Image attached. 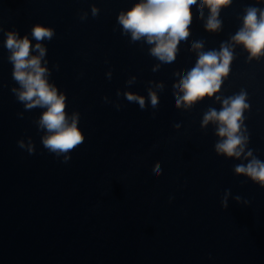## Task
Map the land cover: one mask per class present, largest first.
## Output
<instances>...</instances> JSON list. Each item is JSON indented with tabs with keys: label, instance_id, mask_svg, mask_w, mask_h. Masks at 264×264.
Wrapping results in <instances>:
<instances>
[{
	"label": "water",
	"instance_id": "1",
	"mask_svg": "<svg viewBox=\"0 0 264 264\" xmlns=\"http://www.w3.org/2000/svg\"><path fill=\"white\" fill-rule=\"evenodd\" d=\"M137 2L0 0V264H264V187L235 173L244 155L215 152V123L202 127L210 108L245 93V154L252 149L264 161V54L250 57L232 40L246 9H264V0H231L217 31L206 29L209 9L201 17L197 0L171 64L151 56L145 39L133 43L122 33L117 17ZM38 23L55 31L43 42L49 82L66 95L69 115L79 112L85 137L67 163L42 145L35 121L45 109L25 110L11 91L19 85L6 32L32 39ZM195 42L203 48L193 49ZM221 44L233 59L220 91L177 108L183 93L174 85L198 52ZM126 92L143 96L145 108Z\"/></svg>",
	"mask_w": 264,
	"mask_h": 264
},
{
	"label": "clouds",
	"instance_id": "2",
	"mask_svg": "<svg viewBox=\"0 0 264 264\" xmlns=\"http://www.w3.org/2000/svg\"><path fill=\"white\" fill-rule=\"evenodd\" d=\"M230 3L231 0H200V16L203 17L204 7L209 9L205 25L207 30L220 29L221 21L218 19L220 9ZM194 5H197V0H139L127 11H121L117 22L122 26L124 35L130 34L131 42L145 39L146 43L153 45L150 48L151 56L162 63L171 64L175 61L178 44L186 40L190 34L189 25L192 22V6ZM91 11L94 17L98 15L99 10L96 7H92ZM80 18L83 20L86 16ZM54 35V29L38 23L31 29L32 39L27 34L21 37L17 31L11 30L6 32L4 43L9 52L8 60L13 64V79L19 85V87H13L11 91L17 100L24 104L25 110L45 109L35 121L38 130L44 132L41 137L42 145L56 157L63 156V162L67 163L71 159L70 153L84 142L85 137L78 127L79 112L73 111L69 115L66 95L59 91L54 83L49 82L51 72L47 67V49L43 42L51 41ZM33 40L36 41L34 45ZM232 40L243 45L250 53V57H259L264 54V9L247 8L243 17V27L232 37ZM192 48L202 49L203 42H195ZM232 59L233 54L228 44H221L219 51L198 52L195 66L188 71L187 75L181 77L178 84L174 85L180 93H183V95H176V107L179 108L182 105L186 108L191 107L205 97H212L218 93L223 78L229 73ZM157 87L163 88V85L160 84ZM119 94L118 92L117 95ZM148 95L151 106L156 108L159 103L158 96L151 90ZM124 96L128 102L138 103L141 109L145 108L143 96L131 92L124 93ZM245 100L246 96L243 92L224 99L219 111L210 108L204 114L202 127H206L210 122L215 123L216 135L220 138L214 145L215 152L237 159L244 155L247 162L235 165V173L247 176L264 187V161L254 156L252 149H248L245 154L248 137L241 131L243 113L248 107ZM18 145L22 149L26 147L22 140L18 141ZM27 151L29 154L35 151L31 139H29ZM153 172L157 176L161 174L159 162L154 166ZM228 194L230 190L225 191V197L222 200L225 208ZM236 199L239 200L240 197Z\"/></svg>",
	"mask_w": 264,
	"mask_h": 264
}]
</instances>
